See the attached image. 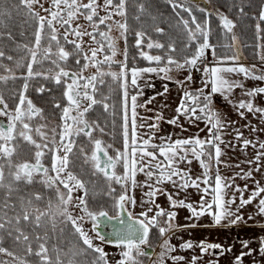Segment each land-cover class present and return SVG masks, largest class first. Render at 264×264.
Here are the masks:
<instances>
[{
  "label": "snow or ice",
  "instance_id": "6c2138e0",
  "mask_svg": "<svg viewBox=\"0 0 264 264\" xmlns=\"http://www.w3.org/2000/svg\"><path fill=\"white\" fill-rule=\"evenodd\" d=\"M168 3L172 5L174 11L180 9L189 17L185 19L180 12H176L179 17L178 26H182L188 37L183 58L177 59L174 55L177 51L174 44L166 46L159 41H154L145 31H135L133 47L138 51L139 59L147 62V65L141 67L133 63L130 67L128 63L130 30L127 23L126 0H103L102 5L98 3V0H87L86 3L83 0H51L48 8H45L40 0H18L16 6L27 9L34 29V43L31 46L28 44L20 46L26 50L30 59L27 60L26 65L23 59L18 61L16 68L26 67L25 73L17 76L12 69L0 64L5 71L12 73L0 75V82L6 83L8 80L17 79L24 81L22 88L13 94L14 97L18 95V102L14 108H9L3 94H0V117L6 118V124L0 123V188L7 189L3 205L0 206V254L10 258L0 260V264H65V257H68L67 264H77L75 257L89 250L98 254L91 264H109L107 253L94 243V238L82 227L80 222L85 217L92 221L91 231L96 233L95 239L114 244L121 249L120 259L116 261V264H139L137 257L146 254L142 246L149 244L153 229H157L159 235L163 237L170 230L180 227L175 224L178 215L175 209H186L190 214L189 220L199 221L207 216L211 218L214 226L231 227L240 222L246 223L240 210L258 200V214L264 216V186H261L260 181H255V187L246 199L245 192L249 191V185L245 183L241 187L234 184L236 177L243 180L252 178L251 169L248 171L241 169L230 178L220 173V165L224 163L221 157L225 155L222 145L225 147H232V145L224 138V129L229 127V124L225 122L222 114L212 107L213 97L219 95L241 118H245L246 110L247 113H258L261 120H264V107L254 103L258 96L264 97V86L246 87L242 80L233 78L242 76L244 80L264 81V69H257L255 64L246 66L240 63L239 55H230L228 51L223 54L218 52L220 47L226 50L233 49L237 42V37L233 33L236 25L227 15L219 11L215 13L221 35L225 40L230 35L231 43L212 44L210 42L212 13L207 9L197 8V11L204 13L205 16L201 22L191 6H185L183 2H176V0H168ZM35 5H39L46 15H41L35 10ZM100 9H103L106 14L101 16ZM143 10L141 5L140 11L143 12ZM240 12L244 14V9L241 8ZM81 16L91 25V32L82 30L79 24L73 26V21ZM114 16L123 17V22L113 20ZM136 19H139V16ZM253 19L256 21L255 36L258 41L256 48L259 49L256 55L264 64V43H262L264 42V27H262L264 5L260 7L258 15L253 16ZM113 25L119 30L120 38L125 41L122 60L116 59L119 49L116 38L110 35ZM100 26H106L107 30H100ZM155 31L163 33L164 30L157 27ZM84 36H88L96 47L89 46L85 51ZM45 40L47 46H43ZM145 40H147L146 44ZM66 45H71L73 50L71 52L66 50ZM153 49L159 50L160 54H152ZM3 56L4 53L0 52V57ZM70 58H75L78 70L74 71L62 66V63L67 65ZM8 59L12 60V57L9 56ZM132 59L135 61L137 57ZM45 61H50L58 71L53 74L52 68L47 71L35 70L36 65H43ZM104 65L108 66V71L103 70ZM112 65H117L119 70L112 71ZM89 67L95 68L96 71L86 76L84 73ZM173 71H187L183 80L175 81L181 88H184L185 84L195 83L193 73L199 72L200 87L194 90H183L179 104L175 108V115L167 119L166 123L180 128L181 131H187L180 122L181 118L197 127L199 122H203L205 128L199 131H206L204 138L198 134L174 140L171 135L157 136L160 122L165 121L163 114L157 112L154 117H143L138 112L139 108H146L147 104L155 99L152 97L143 104L138 103V99L144 95L145 87H155L150 80L146 79V76L155 74L161 79L172 81L173 77L170 73ZM41 77L54 81L57 87L62 86V98L66 101L63 107L59 102L54 104L55 108L61 110V115L60 123L51 129L46 123L33 126V121L43 120L44 114L43 109L36 106L27 95L29 81ZM105 77H110L112 84H107ZM106 84L107 94L101 91ZM237 88L241 89L242 95L248 99L234 100L232 94ZM35 90L40 94L49 91L44 85ZM167 92L168 85L165 84L164 91L158 95H164ZM114 95L118 97L117 100H113ZM96 106H101L106 113H110L113 117V127H115L117 116L121 120L123 150L116 149L115 156L109 155L108 149L112 148L111 144L105 145L101 139L93 138V133L96 131L104 134V128L97 120L90 121L87 118ZM148 110L151 111V109ZM149 119L152 120L151 123H147ZM144 128L147 132L141 134L140 129ZM256 130L252 129V131ZM81 136L87 137L92 145V154L90 157L85 155V159L92 162L95 169L93 174L102 173L109 181L108 195L112 201L111 208L114 215H109L103 205L99 206V210L90 208L84 182L69 170L70 155L73 153L77 138ZM235 139L242 142L241 150L250 145L255 148L258 144L254 158L246 162L250 165L255 163V171H260L262 167L260 162L264 161V141L254 142L244 138L239 128L235 129ZM157 140L158 142H155ZM19 141L29 146L30 155L27 158L18 159L22 151ZM31 149L35 151L32 152ZM79 151L85 154L84 147H81ZM47 157L51 159L50 168L44 164ZM193 161L199 163L201 172L198 175H193L191 167H186ZM118 165L123 167L121 174L116 172ZM225 167L231 168L232 165L225 164ZM213 168H215L214 176ZM5 169H7V176L10 177L7 185H5ZM138 174H143L145 177L143 182L137 180ZM113 182L120 185L119 193L112 187ZM34 183L42 184L50 192L54 190L56 202L53 203V199L49 197L47 206L39 207L38 202L45 199L40 192L27 197L20 196L18 205L12 202L13 193L20 190L18 185ZM61 185L66 191L61 190ZM165 185H171L172 191H169ZM137 188L147 189L143 192L140 203L151 205L138 215L129 211V207L134 208L137 205L136 196L133 194ZM189 188L196 190L198 200L189 199L187 194ZM76 190H84V195L74 197L73 193ZM181 193L185 195L181 196ZM237 193H239L238 205H236ZM158 195L167 198V209L156 202ZM70 205L79 209L82 215L74 216L69 210ZM233 205H236L235 210ZM10 211L12 215H9ZM123 212L127 213L126 221L121 219ZM56 217H62L61 222L64 224H71L74 234L85 246L81 247L79 252L70 249L71 255H69V252H64L57 243H51L49 246L50 240L58 239L55 235ZM46 218L52 223L53 236L51 237L47 232L41 235L36 231L43 226ZM103 218L119 220L123 227L114 228L107 236L101 235L96 232V229ZM162 218L163 224H161ZM252 218V215L248 216L249 220ZM29 224L33 227L34 235H30L25 230L24 226ZM188 226L196 225H185V227ZM63 231L64 229L61 228V235ZM5 233L12 239L14 245L23 246V255L3 246ZM248 244L247 240L242 242L244 248H248ZM259 245L260 251L264 253V237L259 239ZM179 247L181 249L198 247L201 254L207 253L210 249H219V254L225 251L221 244L206 243L204 240L199 241L197 245L188 240L181 243ZM161 249L159 258L154 264H165L166 258L171 259L173 264H179L185 260L184 256L171 255L176 248L168 239L163 241ZM226 251H231V248ZM251 254L250 248L247 253L241 252L235 257L234 264H241L243 256ZM31 257H36L37 260L32 261ZM198 259L199 257L192 256L189 264H197Z\"/></svg>",
  "mask_w": 264,
  "mask_h": 264
},
{
  "label": "rangeland",
  "instance_id": "374dc122",
  "mask_svg": "<svg viewBox=\"0 0 264 264\" xmlns=\"http://www.w3.org/2000/svg\"><path fill=\"white\" fill-rule=\"evenodd\" d=\"M191 1L195 2L197 5H198V3L200 4V0H191ZM201 1H203V0H201ZM40 2L44 5L45 8L50 7L51 0H40ZM83 2L86 3L87 0H83ZM244 2H246V0L242 1L243 4H244ZM98 3L102 5L103 0H98ZM210 6L211 5L206 3V1L203 4V7H205L206 9H209ZM34 8H35V10L39 11L41 15H46V13L42 9H40L39 5H35ZM99 14L101 16H103L106 13L103 11V9H100ZM113 20H121V22H123L124 18L119 17V16H114ZM109 23H111V21H109ZM76 24L81 25L82 30H87L89 32L92 31V27L89 24V22L86 21L82 16L79 17L77 20L73 21V26H75ZM100 30L106 31L107 28L105 27V28L100 29ZM61 32H63V29H61ZM110 35L112 37L116 38V41H117V48L119 49V54L116 56V59L122 60L123 59V51H124V47H125V41L122 38H120L119 30H117L114 25H113V30L110 33ZM83 41H84L83 47H84L85 51L88 50L89 46L96 47V45L92 43L91 39L88 36H84ZM61 43L63 44L62 37H61ZM146 43H147V40L145 41V44ZM224 43H231L230 35H229L227 40L224 39ZM262 43H264V42H262ZM43 46H47L46 40L43 42ZM66 50L71 52L73 50L72 46L66 45ZM53 51H55V46H53ZM226 51H228V54H230V55L233 54V53H229L232 50H226ZM257 51H259V49L256 50V53H257ZM152 54H157V52L152 51ZM27 58L30 59V57L26 54V50H25L24 52H22V57L20 56V58H16L15 61L13 60V62L9 63L7 61L0 60V64L6 66L7 68L12 69L13 72L15 74H17L18 69L16 68V64L18 62V59H23V60L26 59L27 60ZM53 59H55V57H53ZM138 59H139V57H138V51H137V59L134 61V63H136L138 61ZM209 59H211L210 54H209ZM250 63L252 65L255 64L257 66V68H259V69H264V64H262L260 62L257 55L255 58H252ZM52 66L53 67H51V68L53 69V74H54V72L58 71V69H56L54 65H52ZM62 66L70 68L67 65H63V63H62ZM72 70L76 71L78 69H72ZM103 70L108 71L109 70L108 66L104 65ZM111 70L112 71H118L119 69H118L117 65H112ZM95 71H96L95 68L89 67L85 71L84 75H86V76L91 75ZM0 72H1L0 75H11L12 74V73L5 71V68H3V67L0 68ZM170 75L173 77L172 81L161 79V78L157 77L155 74H151L150 76H146V79L150 80V82L152 84H154L155 87H145L144 88V95L138 99V103L143 104V103H145L146 100H148L149 98H152V97H155V99H153L150 104H147L146 108H139L138 112L143 117H154L157 112L162 113L163 116L165 117V121L160 122V127L157 130V136L171 135L172 139L174 140L173 137L175 135H177V133L172 132V131L176 128L172 125L167 124L166 120L171 119L172 116L175 115V108L179 104V98L181 95V91H183V89H184V88H181L177 83H175V81L176 80H183L184 77L187 75V71H184V72L173 71L172 73H170ZM200 75L201 74L199 72H194L193 77H194L195 83L184 85V87H186V86L192 87V86L196 85V81L199 79ZM105 79L107 81V84H112V80L110 77H105ZM107 84L105 86H103L105 88H103V87L101 88V91L104 92L105 94L108 93ZM165 84L168 85V92L164 95H158V93H161L164 91V85ZM111 102L112 101H110V103ZM35 104L37 106V103H35ZM148 109H151V111H149ZM101 114L102 113H100V116L103 115L102 116L103 119H105V116H106V120L98 119L96 115H95V118H92L89 116L87 117L90 121L91 120H97L99 122L100 126L104 128V134H101L99 131H96L93 133V138L94 139H101L105 145L111 144L112 148L108 149V152H109V155L115 156V154H116L115 150L116 149H119L121 151L123 150V137H122V130H121V120H120L119 116H117L116 118H118L119 120H116V118H115V127H113V117L110 115V113H106L105 116H104V114H102V115ZM0 118H3L6 121L5 117H0ZM45 121H46V117L44 116L43 120L38 119V120H36V122L33 121V126H35L36 124H39V123H44ZM151 122H152L151 119H149L147 121V123H151ZM138 123H140V121H138ZM116 125H118V126H116ZM167 130H168V133H167ZM140 132H141V134H143V133L147 132V129L146 128L140 129ZM86 141L88 142L87 137H86ZM155 142H158V140ZM75 151H76V148L74 147L73 153L71 155H73V156L77 155L78 158L83 159L84 162L87 163V165H89V170L91 171L90 173H91L92 177L90 178V189L87 190V196H88V199H90V201L87 200L89 207L93 208L94 210H99V206L103 205L104 210H105V207H106L105 204L110 205L112 203L111 198L108 195L109 181L104 177V175L102 173L97 172L96 174H93L95 172V169L93 167L92 162L90 160L86 161V159H85V155H87L88 157L91 156L92 145L89 142L87 143L85 154L77 153ZM78 151H79V149H78ZM73 166H75V164H73ZM69 170L72 171L70 168H69ZM74 171L75 170H73L72 172L74 173ZM116 172L118 174H121L123 172L122 165L117 166ZM60 187H61L62 191H66L63 189L62 185ZM112 187L116 188L117 193H119L121 191L120 185H117L114 182L112 183ZM6 191H5V193H6ZM133 194L137 195L136 191H134ZM83 195H84V190H76L73 193L74 197L83 196ZM138 195H139L138 196L139 199H141L142 194L140 193ZM4 196H3L2 200L0 201V206L3 205ZM20 196L21 195L13 193L14 198H12V202L16 203L18 205L19 204L18 198ZM96 199L97 200L100 199L99 202H94ZM55 202L56 201L53 200V203H55ZM74 203H75V200H74ZM138 204H139V202H137V205ZM38 206L41 208H45L47 205L38 204ZM136 206L134 208L129 207V211H132L134 214L138 215L139 212H136L134 210L136 208ZM69 210L73 212L74 216L82 215V213L80 212L79 209H75L71 205L69 206ZM9 215H12L11 211L9 212ZM62 219H63L62 217H56V234L61 238L60 239L61 243H62V240L66 239V236H67L66 231H68V230L65 228V226L72 227L70 223L69 224L62 223L61 222ZM80 223L82 224V227L84 228V230L86 232H88L90 236H92L94 238V243L97 246L102 247L104 249L105 253H107V259H108L109 264H116V261L120 259L121 249L115 247L114 244L101 242L99 239H95L96 233L91 231L92 221L89 220L87 217H85V219L83 221H81ZM161 224H163V218L161 219ZM29 226H30V228L27 232L30 235H34L32 225L29 224ZM61 228L64 229L62 235L60 234ZM25 230H26V228H25ZM36 231H38L41 235H44L45 232H47L49 234L48 231L53 232L51 221L46 218L44 223H43V226L39 229H36ZM71 231H74V230L72 229V230H70V232ZM185 232L184 231L183 232L182 231L173 232L170 235H167L166 237H162L160 239V241L156 244H153L150 240V237H149V244L142 246V250L146 254L137 257L139 264H154V262H156L159 258V253L162 251L161 244L163 243V241L165 239H168L170 241V243L172 245H174L176 248L175 252L171 253V255H180V256L185 257V260L182 262H179V264H189L192 256L199 257L197 264H234L235 257L237 255H240L241 252L247 253L249 248L252 249V254L243 256L241 264H264V253H262L260 251V245H259V239L261 237H264V227L257 228V230L252 232V234L250 236L251 238H249L247 240L249 242L248 248H244L242 246L241 241H239L241 244H239V242L237 241L234 246H230L229 240H224V239L220 238L216 243L221 244L223 249H225L223 254H219L220 253L219 249H217V250H211L210 249L207 253H204V254L200 253L198 247H193L192 249H181L179 247V245L185 241H188V240H191L194 245H197L199 243V241H201V240H204L206 243H213L212 242L213 240L211 239L213 236V233L211 231H207V230L198 231V230H196L194 232H192V231H189V232L185 231ZM152 235L160 237L157 229L152 230V232L150 233V236H152ZM49 246H51V245H49ZM33 247L35 248L34 245H33ZM81 247H85L82 245V241L80 243H75L74 251L79 252V249ZM148 248H150V249L152 248L153 252L152 253L147 252L146 250ZM229 248H231V251H226ZM12 250H18L19 251L18 254L23 255V246H19V249L12 248ZM214 252L216 254H214ZM86 254H88V251L85 254L77 255L75 257L77 264H81L82 259L88 260V255L86 257L85 256ZM5 259H10V258L6 257ZM64 259H65V264H67V259L66 258H64ZM165 264H173V261L171 259L166 258Z\"/></svg>",
  "mask_w": 264,
  "mask_h": 264
},
{
  "label": "trees",
  "instance_id": "16d2710c",
  "mask_svg": "<svg viewBox=\"0 0 264 264\" xmlns=\"http://www.w3.org/2000/svg\"><path fill=\"white\" fill-rule=\"evenodd\" d=\"M204 1V2H203ZM200 0L198 5L191 0H176V2H183L185 6H191L193 8L194 14L197 16V19L201 22L205 19L204 13L197 11V8H204L203 4L208 3L211 6L207 9L208 12L212 13L210 17V27L212 30V35L210 37V42L212 44L221 45L224 44V38L219 30V21L215 15L217 11L227 15L232 19L236 25L233 29V33L237 37V42L234 45L232 51L233 53L239 55L247 64L252 65L250 61L252 58L256 57V45L258 41L255 36V23L253 16L258 15L260 7L264 4V0H246L244 4L243 0ZM18 0H0V52L4 53L3 57H0V60L7 61L9 63L15 61L16 58L22 57V52L25 50L20 47L24 44L31 46L34 43L33 27L30 21V18L27 14V9L23 6L17 7ZM195 3V4H194ZM242 3V4H241ZM143 5V12L140 11V7ZM244 9V14H241L240 9ZM176 12H180V15L185 19H188V14L186 12L180 11V9L173 10L171 4L168 3V0H126V13H127V23L129 26L128 34V55H129V66L131 67L134 63L132 57H137V51L133 47L134 45V33L135 31H145L148 36L155 41L165 44H174L177 51L174 54L177 59H182L184 53L185 44L187 43L188 37L186 32L183 30L182 26H178L179 17L176 15ZM139 16V19L136 17ZM106 26H100V29L105 28ZM162 28L163 33H157L155 28ZM264 27V24H262ZM11 37V38H10ZM231 39V36H230ZM146 41V40H145ZM68 47V46H67ZM152 51L159 53V50L153 49ZM226 49L220 47L218 52L223 54ZM11 56L12 60H9L8 57ZM29 58H27L28 60ZM22 59H18L21 61ZM27 60H23L25 65ZM17 62V61H16ZM83 63V60H81ZM141 67L147 65V62L138 59L136 62ZM68 67L72 69H77L75 65V58H70L67 64ZM53 67L50 61H45L43 65H36L35 70L37 71H47L48 68ZM1 68V67H0ZM17 76L26 72V67L17 68ZM1 73V72H0ZM24 81L21 79L17 80H8L5 82H0V88L4 91V95H7V99L10 100V104L14 106V102L17 99L18 95L14 97V93H17L23 85ZM30 87L28 89L27 95L33 100L34 103L41 106L43 113L48 117L59 118L61 115V110L54 107V104L59 102L61 107H63L65 100L62 98L63 87H57L52 80H45L42 77L38 79H33L29 81ZM44 85L49 91L40 94L36 92V88ZM105 88V87H103ZM117 96H113V100H117ZM100 113L106 115L105 111L101 106H96L89 114V117L95 118V115L98 119H103V115L100 116ZM100 120V121H101ZM106 120V116L105 119ZM116 120H119L116 118ZM102 122V121H101ZM117 122V121H116ZM118 126V125H116ZM89 172H91L89 170ZM90 173V178H91ZM19 191L14 192L18 195H31L34 191H40L44 194V191L39 190L38 188H33L29 185L20 184L18 185ZM6 189L0 188V201L2 200ZM14 198V197H13ZM101 199V198H100ZM99 199V200H100ZM95 200L94 202H99ZM90 201V199H89ZM109 206V205H108ZM26 231L29 230L30 226H25ZM65 228L66 239L60 242V237L55 233L58 239L50 240L51 243H58L60 248L71 249L74 251L75 243H80L78 237L74 234L72 227ZM49 232V236H53V232ZM153 244H156L160 237L152 235L150 238ZM3 246L12 250V248L19 249V246L14 245L12 239L8 238L5 233V239ZM35 246V244H34ZM19 253L18 250H13ZM88 260H81V264H90L94 257L98 254L93 253L91 250L88 251V254L85 256ZM6 257L0 254V260L5 259ZM90 258V259H89ZM32 261H36V257L30 258Z\"/></svg>",
  "mask_w": 264,
  "mask_h": 264
},
{
  "label": "crops",
  "instance_id": "0c3cea01",
  "mask_svg": "<svg viewBox=\"0 0 264 264\" xmlns=\"http://www.w3.org/2000/svg\"><path fill=\"white\" fill-rule=\"evenodd\" d=\"M240 63L246 66H250L246 62H240ZM233 78L242 80L246 87L264 86V81L244 80L242 76L233 77ZM197 87H200V79L196 81V85L192 87L186 86L184 87V89L194 90ZM182 92L183 91H181V95H182ZM232 98L237 101L239 99H248L246 96L242 95V90L239 88L234 90L232 94ZM254 103L259 107H264V97L258 96L257 98H255ZM212 107L218 110L222 114V116L225 118V122L229 124V127L224 129V138L226 142H230L232 145V147H225L224 145H222V148H224L225 155L221 157V160L224 162V163H221L220 165L221 175L230 178V177H233L235 173L239 172L241 169H243L244 171H248L251 169L253 171L252 178L248 180H243V179H240L239 177H236L234 181L235 185H240L241 187H243L245 183L249 185V191L245 192V199H246L250 191L255 187V181H260L261 186H264V161L260 162L262 165L260 171H255V167H256L255 163L250 165L246 162L247 160L254 158L256 151L258 150V144L255 148L250 145L246 149L241 150L242 142L237 141L235 139V129L239 128L240 131L243 132L244 138L246 139H251L254 142L264 141V120H261L260 115L258 113L251 114V113H247L246 110H245V118H241L238 115V113L233 109V107L227 104L224 101V99L219 95H216L213 97ZM180 122L184 125L187 131H181L180 128L175 127L176 129L172 131V132L177 133V135L173 137L174 139L187 138L189 136H195L197 134L201 138H204L206 136V131H199V129L205 128V125L203 122H199L198 127L188 124L183 118H181ZM245 125H248V127H245ZM253 128L257 130L252 131ZM167 133H168V130H167ZM225 164H230L232 165V167L231 168L225 167ZM236 165H239V167H236ZM186 167H191L193 175H198L201 172L199 163L196 161H193V163L190 166H186ZM212 175L213 176L215 175V168H213L212 170ZM144 179L145 177L143 176V174L137 175L138 181L143 182ZM165 187H167L169 191H172L171 185H165ZM135 191L137 195L135 194L134 195L136 196L137 202H139V204L136 206L134 210L140 213L141 211L146 210V208L151 205H144L140 203L143 197V192L147 191V189L137 188L135 189ZM140 193L142 194L141 199H139L138 197L139 196L138 194ZM187 194L190 200L199 199V196L196 193L195 189L189 188L187 190ZM184 195L185 193H181V196H184ZM144 199H146V197ZM156 202L159 203L161 206L165 207L166 209L168 208L167 198L165 196L158 195ZM238 204H239V193H237V200H236V205ZM257 204H258V200L242 208L240 210V213L243 214L244 221H246V223L240 222L237 225L231 226V227H227L224 225L214 226L212 224L211 218L207 216L201 218L199 221L189 220L188 217L190 214L186 209H175V211H177L178 213L176 220H175V224L179 225L180 227L170 230L163 237H166L167 235H170L171 233L177 232V231L194 232L196 230L198 231L207 230L213 233V236L211 238L213 240L212 241L213 243H216L221 238L224 240H229L230 246H234L237 241L243 242L251 238L250 236L252 232H254L255 230H257V228H260L262 227V225H264V216H261L258 214ZM236 205L232 206L233 210H235ZM168 210H172V209H168ZM249 215H252L253 217L251 220L248 219ZM224 223L226 224L227 222H224ZM191 224H195L196 226L195 227H191V226L185 227V225H191ZM239 244L241 243L239 242Z\"/></svg>",
  "mask_w": 264,
  "mask_h": 264
},
{
  "label": "flooded vegetation",
  "instance_id": "af4514ba",
  "mask_svg": "<svg viewBox=\"0 0 264 264\" xmlns=\"http://www.w3.org/2000/svg\"><path fill=\"white\" fill-rule=\"evenodd\" d=\"M0 94H3L6 103H8V105H9V108H14L15 107V104L18 102V97H17V99L14 102V106H12L10 104V100L7 99V95H4V91H2V88H0ZM65 104H66V101H65L64 105ZM40 108H41V106H40ZM44 116L46 117V121L44 123H47L49 129H51L53 127H56L60 123L59 118L48 117L46 115H44ZM36 120H38V119H36ZM36 120H34V122H36ZM0 123L6 124V121L3 118H0ZM37 139H39V138L37 137ZM57 139H58V137H57ZM19 143L22 145V151H21V156L18 159L27 158L30 155V152L28 151L29 146L25 145L23 141H19ZM87 143L88 142L86 141V137H84V136L78 137L77 138V143L74 146L76 148L75 152L80 153L78 151V149H80L81 147H84L85 151H86ZM31 151L34 152L35 149H31ZM44 164H45L46 167H49V168L51 167V159H50V157L45 158ZM73 164H75V166H73ZM86 165H87V163H85L83 159L78 158L77 155H75V156L70 155L69 168L72 171L75 170L74 173L77 175V177L80 180H82L84 182L86 189L89 190L90 189V172H89V165H87V166ZM5 173H6L5 185H7L9 183V181H10V177L7 176V169H5ZM50 174H53V173H50ZM37 180H39V177H37ZM29 186H31L33 188H38L39 190L44 191V194H42L40 191H34V193L35 192H40L45 197V199L43 201H41V202H38V204L47 205V201H48L49 197H51L53 200H55V192H54V190L50 192L49 190L44 188V186L42 184H40V183H34L32 185H29ZM21 196L27 197L28 195L23 194ZM87 200H89L88 196H87ZM105 206H106L105 210L109 212V215H114L115 214L113 209L111 208V204L109 206L107 204H105ZM106 221H108V220L102 219V221L99 223V225L102 224V222L106 223ZM150 238H151V236H150ZM61 249L64 252H69V250H70V249H65L63 247ZM69 255H71L70 252H69ZM65 258L68 259V257H65Z\"/></svg>",
  "mask_w": 264,
  "mask_h": 264
},
{
  "label": "water",
  "instance_id": "95a60500",
  "mask_svg": "<svg viewBox=\"0 0 264 264\" xmlns=\"http://www.w3.org/2000/svg\"><path fill=\"white\" fill-rule=\"evenodd\" d=\"M240 60H243L242 58ZM101 157H102V154H100ZM127 213L126 212H123L121 213V219L122 220H127ZM105 220H107V218H103ZM123 227V225L120 223L119 220H108L106 221V223H103L102 224H98L97 226V232H99L101 235H105L107 236L109 232H111L114 228H121ZM109 239H112V237H108ZM148 252H150L151 250H147Z\"/></svg>",
  "mask_w": 264,
  "mask_h": 264
}]
</instances>
